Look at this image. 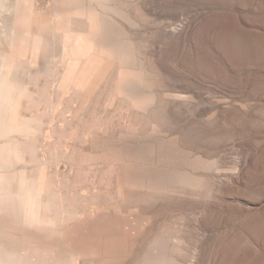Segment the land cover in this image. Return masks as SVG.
Instances as JSON below:
<instances>
[{
    "label": "rangeland",
    "instance_id": "1",
    "mask_svg": "<svg viewBox=\"0 0 264 264\" xmlns=\"http://www.w3.org/2000/svg\"><path fill=\"white\" fill-rule=\"evenodd\" d=\"M80 2L128 49L64 43L88 30L68 0H0V178L44 188L34 223L0 215V245L90 234L98 207L116 231L137 227L126 264L165 244L155 264H264V0ZM119 141L173 146L181 165Z\"/></svg>",
    "mask_w": 264,
    "mask_h": 264
},
{
    "label": "bare ground",
    "instance_id": "2",
    "mask_svg": "<svg viewBox=\"0 0 264 264\" xmlns=\"http://www.w3.org/2000/svg\"><path fill=\"white\" fill-rule=\"evenodd\" d=\"M68 1L75 13L85 16L86 22L88 23V30L83 33H71L66 30L64 33V43L76 44L78 46H83L88 43L103 44L106 46L116 45L120 49H128L126 43L121 41L122 38L118 39L117 35L115 38L111 37L110 39H107V33L110 34L111 30H107V27L102 20L103 18L96 14L94 8L84 9L80 0ZM68 49L72 51V47H69ZM64 52H66V47H64ZM118 146L123 153L134 157L137 161L153 162L159 159L160 161L171 165H181V163L174 160V156L180 151L173 146L167 147L169 150L168 153L156 152L150 143H146L142 147H133L125 141H119ZM9 169V167H6L5 172L0 178V215L4 218L7 226H9L11 220L24 221L32 224L37 220L35 213L40 210L37 196L41 194L44 188L38 183L35 194H33L23 183V180H21L23 178L22 173L18 175L20 181L17 182L13 180L14 177H12ZM15 175L16 173L13 174V176ZM148 178L154 183L152 187L153 189L160 190L159 188L164 186V184H162L161 187H158V185H160L165 179L155 171L154 167L149 166ZM79 187L81 186L78 185V188ZM87 187L90 188L89 186ZM76 189L77 187L73 188L72 192ZM87 192L88 191H86V193ZM20 195L24 198L23 203L19 198ZM92 211L99 219H97V221H92L91 226H89L91 229L90 232L88 230L83 231L85 234L90 233L87 235L74 234L67 230L63 231L60 236H54L52 232L26 230L23 238L15 241L9 232L5 233L4 240L0 245V264H67V262L62 259V253H64V256H66L67 253L70 254L74 260H79L76 261V263L78 262L81 264H126L125 238L134 235L137 227H132L129 235L126 234L127 230L124 233L118 232L116 231L113 221H109V218L102 214L98 207L93 208ZM83 220L84 217L79 219L80 224H83ZM104 221H106V224L102 225ZM164 243L165 242L161 245ZM165 246L163 249L153 247V245L152 247L149 246V254L152 253V258L149 260H143V262H138V264H155L154 258H157V256L162 254L164 255V259L165 254L168 252L167 247ZM174 250L176 251V249ZM159 260L158 257V261Z\"/></svg>",
    "mask_w": 264,
    "mask_h": 264
}]
</instances>
